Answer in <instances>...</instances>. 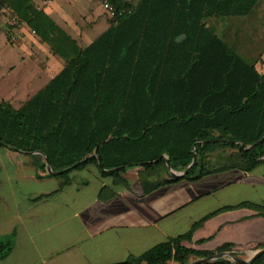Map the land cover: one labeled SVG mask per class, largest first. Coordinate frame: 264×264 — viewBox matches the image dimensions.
Instances as JSON below:
<instances>
[{
    "label": "trees",
    "instance_id": "1",
    "mask_svg": "<svg viewBox=\"0 0 264 264\" xmlns=\"http://www.w3.org/2000/svg\"><path fill=\"white\" fill-rule=\"evenodd\" d=\"M259 1L112 0L110 28L86 48L33 12L27 22L67 65L21 110L0 104V145L41 153L34 155L39 170L46 173V156L66 183L92 164L115 179L141 167L146 192L180 180L168 176L166 157L184 172L197 156L183 178L191 182L217 172L204 155L218 149L261 163L264 76L207 24L249 16ZM7 3L0 0V8ZM185 240H170L130 264L204 258ZM252 264H264V255Z\"/></svg>",
    "mask_w": 264,
    "mask_h": 264
},
{
    "label": "crops",
    "instance_id": "2",
    "mask_svg": "<svg viewBox=\"0 0 264 264\" xmlns=\"http://www.w3.org/2000/svg\"><path fill=\"white\" fill-rule=\"evenodd\" d=\"M7 2L0 8V77L8 76L6 86L0 81V104L21 110L67 65L27 22L30 15L46 16L81 48L112 19L102 0ZM207 24L264 76V0L249 16ZM40 154L0 145V264H130L181 237L204 258L248 260L264 248V157L254 165L236 150L218 149L204 155L216 173L146 192L141 167L115 179L92 164L66 183L39 170Z\"/></svg>",
    "mask_w": 264,
    "mask_h": 264
},
{
    "label": "water",
    "instance_id": "3",
    "mask_svg": "<svg viewBox=\"0 0 264 264\" xmlns=\"http://www.w3.org/2000/svg\"><path fill=\"white\" fill-rule=\"evenodd\" d=\"M183 39H185V36H182L181 38H179L178 41H182ZM193 152H194V150H193ZM165 160H166V164L168 166V175L171 178L179 179V178H184L188 174V172L192 169V167L196 164L197 156L194 157L192 164L184 172L174 171L171 167V163L169 161V158L166 157ZM45 164H46V170L50 175H56L57 174V173L53 172L52 167L49 164V160L46 156H45ZM99 164L101 166L100 162H99ZM262 255H264V248L259 250V251L253 252L251 257L248 260L240 259L232 253H220V254L210 256V257L197 259V260L191 261L187 264H208L212 261L220 260V259L229 260L235 264H252L256 259L260 258Z\"/></svg>",
    "mask_w": 264,
    "mask_h": 264
},
{
    "label": "built area",
    "instance_id": "4",
    "mask_svg": "<svg viewBox=\"0 0 264 264\" xmlns=\"http://www.w3.org/2000/svg\"><path fill=\"white\" fill-rule=\"evenodd\" d=\"M45 2L53 1V0H43ZM102 5L106 12L113 18L116 12V8L112 3V0H102Z\"/></svg>",
    "mask_w": 264,
    "mask_h": 264
},
{
    "label": "rangeland",
    "instance_id": "5",
    "mask_svg": "<svg viewBox=\"0 0 264 264\" xmlns=\"http://www.w3.org/2000/svg\"><path fill=\"white\" fill-rule=\"evenodd\" d=\"M100 2V1H99ZM100 6H101V8H102V4L100 3ZM109 15V14H108ZM110 16V15H109ZM110 18L112 19V17L110 16ZM0 58H1V56H0ZM0 67H2V64L0 65ZM0 75H1V73H0ZM10 79V78H9ZM7 80H8V76H7V74H3V76H2V78L0 77V81H1V84L3 85V86H6V82H7ZM193 260H195V259H193Z\"/></svg>",
    "mask_w": 264,
    "mask_h": 264
}]
</instances>
